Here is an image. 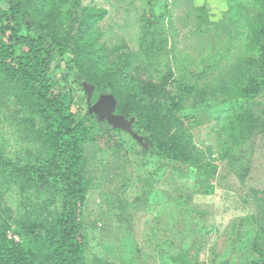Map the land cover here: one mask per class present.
<instances>
[{
    "label": "rangeland",
    "instance_id": "rangeland-1",
    "mask_svg": "<svg viewBox=\"0 0 264 264\" xmlns=\"http://www.w3.org/2000/svg\"><path fill=\"white\" fill-rule=\"evenodd\" d=\"M82 8L105 11L83 40L84 70L104 81H135L143 96L137 107L158 115L160 141L182 139L191 161L163 159L120 129L91 138L84 146L87 264H261L264 91L252 90L264 73V0H64L58 6L60 12ZM58 26L56 39L74 48L78 27ZM58 51L56 77L63 81L69 68ZM104 83L94 101L107 94ZM30 103L17 82L0 76V152L16 165L48 153L45 125ZM61 211L53 186H24L0 170V234L36 264L51 258L24 227L53 229Z\"/></svg>",
    "mask_w": 264,
    "mask_h": 264
},
{
    "label": "trees",
    "instance_id": "trees-1",
    "mask_svg": "<svg viewBox=\"0 0 264 264\" xmlns=\"http://www.w3.org/2000/svg\"><path fill=\"white\" fill-rule=\"evenodd\" d=\"M62 2L64 0H58V4L50 5V0H0V76L17 82L22 93L30 98L32 112L39 115L45 125L44 137L48 145L46 158L33 164L16 165L0 152V170L21 179L24 186L35 183L39 189L50 185L55 188L62 198V211L54 228L33 224L25 226V232L40 238L51 258L49 264H87L84 208L88 185L84 146L91 138L106 135L115 128L107 120H101L97 113L90 112V106L96 101L92 98V103H88L86 83L95 86V94L105 82L104 93L112 94L117 100L115 113L129 121L134 120L131 129L142 139L144 146L166 160L191 161L188 145L182 139L160 141L156 126L158 115L146 116L137 107V100L143 96L135 81L126 76H114L104 81L84 70L87 56L82 47L83 40L92 35L105 11L82 8L76 13L70 9L60 12L58 6ZM73 5L79 7L77 2ZM60 21L78 27L80 34L74 48L68 40L60 42L56 39ZM23 26L26 33L22 32ZM57 48L69 68L63 81L56 77L58 66L54 53ZM73 71L76 79H72ZM123 85L127 92L121 89ZM252 91L254 94L264 91V73ZM131 93L134 95L129 99ZM0 264L36 263L9 246L0 234ZM261 264H264V258Z\"/></svg>",
    "mask_w": 264,
    "mask_h": 264
},
{
    "label": "water",
    "instance_id": "water-1",
    "mask_svg": "<svg viewBox=\"0 0 264 264\" xmlns=\"http://www.w3.org/2000/svg\"><path fill=\"white\" fill-rule=\"evenodd\" d=\"M85 89L88 95V103H92L93 94L95 92V86L86 83ZM117 100L112 94H103L99 99L90 106L91 113H97L101 120H107V122L115 129L124 130L130 133L134 138L142 142V139L135 134L132 129L133 119L127 120L123 115L116 114Z\"/></svg>",
    "mask_w": 264,
    "mask_h": 264
}]
</instances>
